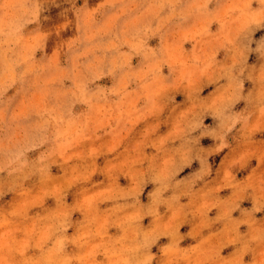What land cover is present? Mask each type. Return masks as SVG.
Masks as SVG:
<instances>
[{"label": "clouds", "instance_id": "1", "mask_svg": "<svg viewBox=\"0 0 264 264\" xmlns=\"http://www.w3.org/2000/svg\"><path fill=\"white\" fill-rule=\"evenodd\" d=\"M0 264H264V0H0Z\"/></svg>", "mask_w": 264, "mask_h": 264}, {"label": "rangeland", "instance_id": "2", "mask_svg": "<svg viewBox=\"0 0 264 264\" xmlns=\"http://www.w3.org/2000/svg\"><path fill=\"white\" fill-rule=\"evenodd\" d=\"M102 83H107V81H102ZM219 163V161H217Z\"/></svg>", "mask_w": 264, "mask_h": 264}]
</instances>
